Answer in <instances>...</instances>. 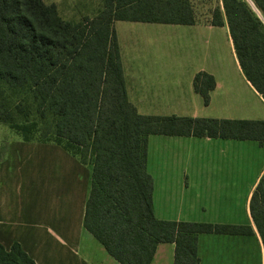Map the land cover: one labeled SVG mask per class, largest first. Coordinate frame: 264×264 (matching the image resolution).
Returning a JSON list of instances; mask_svg holds the SVG:
<instances>
[{"label": "trees", "instance_id": "1", "mask_svg": "<svg viewBox=\"0 0 264 264\" xmlns=\"http://www.w3.org/2000/svg\"><path fill=\"white\" fill-rule=\"evenodd\" d=\"M250 1L256 13L242 0H221L212 24L221 26L224 15L241 70L264 99V0ZM194 19L191 0H103L94 18L74 24L43 0H0V123L13 125L20 113L30 123L33 115L47 131L23 141L61 146L91 167L83 228L119 264H150L159 243L175 245L173 264H198L199 234H253L248 226L154 216L149 136L264 144V121L145 116L129 101L113 23L192 25ZM214 87L211 75L196 74L193 88L204 105ZM11 93L24 98L12 104ZM250 210L264 249V175ZM0 264L35 262L15 242L8 250L0 244Z\"/></svg>", "mask_w": 264, "mask_h": 264}, {"label": "crops", "instance_id": "2", "mask_svg": "<svg viewBox=\"0 0 264 264\" xmlns=\"http://www.w3.org/2000/svg\"><path fill=\"white\" fill-rule=\"evenodd\" d=\"M222 19L221 26L212 24V13L195 14L192 25L113 23L127 97L140 115L264 121V99L244 76ZM202 72L215 81L207 105L193 88ZM2 133L0 244L8 250L18 243L35 264H119L83 228L91 167L61 146ZM146 170L156 219L252 229L244 236L199 234L198 264H264L250 215L264 144L151 135ZM174 250L159 243L150 264H173Z\"/></svg>", "mask_w": 264, "mask_h": 264}, {"label": "rangeland", "instance_id": "3", "mask_svg": "<svg viewBox=\"0 0 264 264\" xmlns=\"http://www.w3.org/2000/svg\"><path fill=\"white\" fill-rule=\"evenodd\" d=\"M45 4H55L57 7L58 14L64 20L74 24L78 21H81L85 17L94 18L101 10L103 6V0H43ZM244 1L255 13L256 9L250 0H242ZM193 5V10L196 16H206L212 13L213 9L219 5V0H191ZM121 24H129L122 22ZM224 58L228 59L227 56L223 55ZM229 61V59H228ZM24 98L20 93H11V103ZM27 104H23L26 107ZM30 123L24 122L23 113L16 115V123L13 125H8L4 123H0V132L3 131L2 135H5L4 132H8L9 129L11 133L7 136H3L2 139H30V140H38L40 136L46 133L47 129H45L41 122L37 120L33 115L29 117ZM9 128V129H8ZM2 130V131H1ZM44 140H48L50 142H57V139L47 137ZM61 144L68 148L69 151L75 153L73 148H70L65 142L60 141ZM102 248V247H100ZM102 250H104L102 248Z\"/></svg>", "mask_w": 264, "mask_h": 264}]
</instances>
